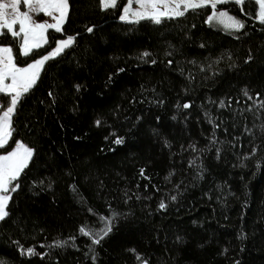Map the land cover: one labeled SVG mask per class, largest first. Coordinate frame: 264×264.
Listing matches in <instances>:
<instances>
[{
	"label": "trees",
	"instance_id": "16d2710c",
	"mask_svg": "<svg viewBox=\"0 0 264 264\" xmlns=\"http://www.w3.org/2000/svg\"><path fill=\"white\" fill-rule=\"evenodd\" d=\"M126 2L69 0L63 31L29 56L0 35L19 67L74 37L13 116L9 147L35 151L0 221V264H264L257 3L218 6L245 23L228 32L210 8L124 23ZM102 218L112 231L93 244L79 229L101 233Z\"/></svg>",
	"mask_w": 264,
	"mask_h": 264
},
{
	"label": "snow or ice",
	"instance_id": "6c2138e0",
	"mask_svg": "<svg viewBox=\"0 0 264 264\" xmlns=\"http://www.w3.org/2000/svg\"><path fill=\"white\" fill-rule=\"evenodd\" d=\"M99 2L102 10L118 6V0H99ZM133 2L138 5V8H133ZM255 2L259 6L257 19L264 24V0H255ZM229 3H234L243 12L247 0H128V3L123 7L120 19L129 23L150 20L159 25L164 19L183 17L190 10L210 8L211 14L207 16V22L215 21L224 29L240 31L245 27L244 21L230 15L226 10H218V6ZM22 4L27 8V11H21ZM33 13H43L50 17L53 22H36L33 19ZM68 15L69 0H7V2L0 0V35L10 33L14 38H21L19 51L22 55L29 56L34 49H40L49 43L46 35L49 29H54L57 33L63 31V25L67 21ZM17 25L19 26L18 30L15 28ZM92 30L91 27L87 29L89 32ZM73 42L74 37L71 36L59 40L56 47L48 54L43 55L26 67L17 66L11 47H0V94L10 97L6 105L0 103V110H2V114H0V148L8 145L12 138L13 116L17 105L22 97L29 93L37 83L46 61L59 56ZM144 55L147 56L148 53H144ZM8 80L11 82L6 83ZM249 98L251 99V97ZM261 106L264 107V102ZM183 107L188 108L189 105L184 104ZM96 123L99 125L100 121ZM115 142L119 144L122 143V140L118 138ZM34 151L30 146L15 141V148L12 151L6 155H0V221L5 220L9 215L8 206L12 199L10 193L19 188L20 185L17 181L32 160ZM141 172L143 173V170ZM165 207L166 205L161 202L160 208ZM102 219L106 220V223L101 233L86 230L87 226L79 229L85 236L96 237L92 240L93 244H99L112 231V219ZM66 243L67 241H56L55 246L63 247ZM26 251L28 255L36 254L32 248ZM136 258L137 260L142 259L139 255ZM93 259L95 258L93 257ZM142 264H148V262L143 260Z\"/></svg>",
	"mask_w": 264,
	"mask_h": 264
},
{
	"label": "rangeland",
	"instance_id": "374dc122",
	"mask_svg": "<svg viewBox=\"0 0 264 264\" xmlns=\"http://www.w3.org/2000/svg\"><path fill=\"white\" fill-rule=\"evenodd\" d=\"M255 1V0H254ZM3 2H7V0H3ZM128 3V0H127V2H126V4ZM125 4V5H126ZM133 8L134 9H136V8H138V5L135 3V2H133ZM257 6H258V4H257ZM21 11H27V8L22 4L21 5ZM122 12H123V9H122ZM122 12H121V15H122ZM259 12V6H258V11H257V13ZM33 15V19H34V21H36V22H49V23H52L53 21L51 20V18L50 17H48V16H46V15H44L43 13H40V14H35V13H33L32 14ZM256 20L259 22V20L257 19V17H256ZM120 21L121 22H124V23H129V22H126V21H122L121 19H120ZM210 24H212L213 26H215V27H217V28H219V29H222V30H224V31H228V32H230V31H234V30H227V29H224L223 28V26L222 25H219V24H217L215 21H213L212 23H210ZM18 25L17 26H15V28H16V30H18ZM50 30V29H49ZM51 30H54V29H51ZM55 31V30H54ZM67 38V37H66ZM65 38V39H66ZM22 41H21V38H20V43H21ZM2 47H7V46H2ZM19 67V66H18ZM24 67H26V66H24ZM11 81L10 80H8V81H6V83H10ZM1 96H5L4 94H0V103H3L4 104V101L2 100V98H1ZM7 97V99H8V101L10 100V97H8V96H6ZM6 105V104H5ZM0 114H2V110H0ZM10 141V140H9ZM15 148V144L12 146V147H9V143H8V145H6L4 148H0V155H6L8 152H10V151H12L13 149ZM10 194H12V192L10 193Z\"/></svg>",
	"mask_w": 264,
	"mask_h": 264
}]
</instances>
